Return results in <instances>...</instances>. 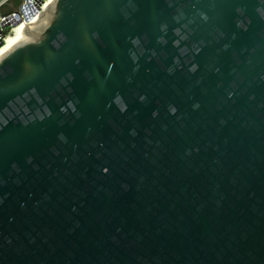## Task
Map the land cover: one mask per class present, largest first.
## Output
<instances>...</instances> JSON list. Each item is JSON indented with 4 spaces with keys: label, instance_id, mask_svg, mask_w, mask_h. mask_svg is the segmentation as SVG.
I'll use <instances>...</instances> for the list:
<instances>
[{
    "label": "water",
    "instance_id": "1",
    "mask_svg": "<svg viewBox=\"0 0 264 264\" xmlns=\"http://www.w3.org/2000/svg\"><path fill=\"white\" fill-rule=\"evenodd\" d=\"M0 264H264V0H52L10 39Z\"/></svg>",
    "mask_w": 264,
    "mask_h": 264
},
{
    "label": "built area",
    "instance_id": "2",
    "mask_svg": "<svg viewBox=\"0 0 264 264\" xmlns=\"http://www.w3.org/2000/svg\"><path fill=\"white\" fill-rule=\"evenodd\" d=\"M6 0H0V5ZM45 0H22L18 8L6 15L0 16V41L9 33L11 23L16 21L29 22L33 17H37L44 8ZM9 28L7 32L5 29Z\"/></svg>",
    "mask_w": 264,
    "mask_h": 264
},
{
    "label": "bare ground",
    "instance_id": "3",
    "mask_svg": "<svg viewBox=\"0 0 264 264\" xmlns=\"http://www.w3.org/2000/svg\"><path fill=\"white\" fill-rule=\"evenodd\" d=\"M52 0H45L44 7L51 3ZM39 16V15H38ZM37 16V17H38ZM36 16L33 17L29 22H18L16 25L11 23V30L9 33L4 37L2 44L0 45V50L8 48L10 45V39L16 38L22 31H25L27 26H33L35 22Z\"/></svg>",
    "mask_w": 264,
    "mask_h": 264
},
{
    "label": "trees",
    "instance_id": "4",
    "mask_svg": "<svg viewBox=\"0 0 264 264\" xmlns=\"http://www.w3.org/2000/svg\"><path fill=\"white\" fill-rule=\"evenodd\" d=\"M19 3H20V0H15L14 1L15 6H17ZM11 10L12 9H10V8L5 9V3H3L2 5H0V16L6 15V14L12 12Z\"/></svg>",
    "mask_w": 264,
    "mask_h": 264
},
{
    "label": "crops",
    "instance_id": "5",
    "mask_svg": "<svg viewBox=\"0 0 264 264\" xmlns=\"http://www.w3.org/2000/svg\"><path fill=\"white\" fill-rule=\"evenodd\" d=\"M9 0H6L5 2H8ZM11 2H12V6L11 7H9L10 9H12L11 11H15L17 8H18V6H19V4L21 3V0H20V3L17 5V6H15V4H14V1L15 0H10ZM4 2V3H5ZM2 5V4H1ZM14 8V9H13Z\"/></svg>",
    "mask_w": 264,
    "mask_h": 264
},
{
    "label": "rangeland",
    "instance_id": "6",
    "mask_svg": "<svg viewBox=\"0 0 264 264\" xmlns=\"http://www.w3.org/2000/svg\"><path fill=\"white\" fill-rule=\"evenodd\" d=\"M11 6H12V2L10 0L8 2H5V9H7V8H9ZM5 30L8 32L9 31V28H6Z\"/></svg>",
    "mask_w": 264,
    "mask_h": 264
}]
</instances>
